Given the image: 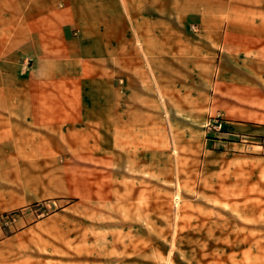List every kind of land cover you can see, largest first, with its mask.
<instances>
[{
  "label": "rangeland",
  "instance_id": "rangeland-1",
  "mask_svg": "<svg viewBox=\"0 0 264 264\" xmlns=\"http://www.w3.org/2000/svg\"><path fill=\"white\" fill-rule=\"evenodd\" d=\"M216 59L194 109L2 145L0 264H264V103L222 105Z\"/></svg>",
  "mask_w": 264,
  "mask_h": 264
},
{
  "label": "crops",
  "instance_id": "crops-1",
  "mask_svg": "<svg viewBox=\"0 0 264 264\" xmlns=\"http://www.w3.org/2000/svg\"><path fill=\"white\" fill-rule=\"evenodd\" d=\"M218 56L222 105L264 103V0H0V147L194 109Z\"/></svg>",
  "mask_w": 264,
  "mask_h": 264
}]
</instances>
